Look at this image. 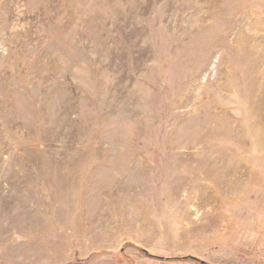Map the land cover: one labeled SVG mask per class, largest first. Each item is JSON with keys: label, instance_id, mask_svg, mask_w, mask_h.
Returning <instances> with one entry per match:
<instances>
[{"label": "rangeland", "instance_id": "374dc122", "mask_svg": "<svg viewBox=\"0 0 264 264\" xmlns=\"http://www.w3.org/2000/svg\"><path fill=\"white\" fill-rule=\"evenodd\" d=\"M264 264V0H0V264Z\"/></svg>", "mask_w": 264, "mask_h": 264}, {"label": "trees", "instance_id": "16d2710c", "mask_svg": "<svg viewBox=\"0 0 264 264\" xmlns=\"http://www.w3.org/2000/svg\"><path fill=\"white\" fill-rule=\"evenodd\" d=\"M182 258H184V259L189 258V259H193V260L199 261V262H201V263H203V264H208V263L205 262L204 260H200V259H198L197 257H195V256H191V255H186V256H184V257H182Z\"/></svg>", "mask_w": 264, "mask_h": 264}]
</instances>
